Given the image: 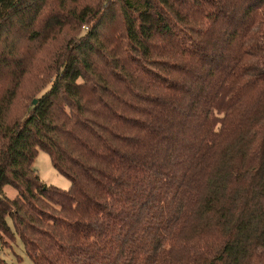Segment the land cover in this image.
<instances>
[{
    "label": "trees",
    "instance_id": "trees-1",
    "mask_svg": "<svg viewBox=\"0 0 264 264\" xmlns=\"http://www.w3.org/2000/svg\"><path fill=\"white\" fill-rule=\"evenodd\" d=\"M79 1L0 0L1 243L34 264H264V0Z\"/></svg>",
    "mask_w": 264,
    "mask_h": 264
},
{
    "label": "rangeland",
    "instance_id": "rangeland-1",
    "mask_svg": "<svg viewBox=\"0 0 264 264\" xmlns=\"http://www.w3.org/2000/svg\"><path fill=\"white\" fill-rule=\"evenodd\" d=\"M91 0H80V4H88ZM18 91H36L31 84L25 83ZM30 102V99L27 101ZM26 100L21 98H16L13 104V110H22L27 104ZM32 167L35 172L38 174L40 179L47 185H55L62 189H67L70 185V181L60 174L52 165L49 155L43 151L38 150L36 156L33 160ZM5 194L8 197H14L17 191L9 186L5 185L3 188ZM1 241H5L8 245L11 242V239L8 238L5 234H2ZM0 241V256L4 258L8 263L11 264H34L33 261L26 254L23 245L20 239L17 237L15 242L10 246L2 244Z\"/></svg>",
    "mask_w": 264,
    "mask_h": 264
},
{
    "label": "water",
    "instance_id": "water-1",
    "mask_svg": "<svg viewBox=\"0 0 264 264\" xmlns=\"http://www.w3.org/2000/svg\"><path fill=\"white\" fill-rule=\"evenodd\" d=\"M33 102L35 103V102H36V100L34 99V100H33Z\"/></svg>",
    "mask_w": 264,
    "mask_h": 264
}]
</instances>
